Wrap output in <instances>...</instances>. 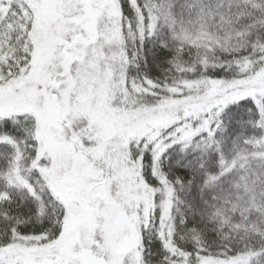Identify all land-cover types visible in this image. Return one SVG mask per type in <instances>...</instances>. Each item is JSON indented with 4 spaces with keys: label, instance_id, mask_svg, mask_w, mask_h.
Returning <instances> with one entry per match:
<instances>
[{
    "label": "snow or ice",
    "instance_id": "snow-or-ice-1",
    "mask_svg": "<svg viewBox=\"0 0 264 264\" xmlns=\"http://www.w3.org/2000/svg\"><path fill=\"white\" fill-rule=\"evenodd\" d=\"M0 264H264V0H0Z\"/></svg>",
    "mask_w": 264,
    "mask_h": 264
}]
</instances>
